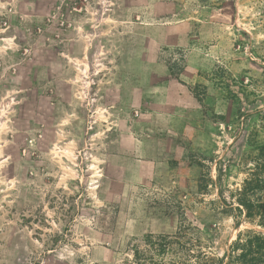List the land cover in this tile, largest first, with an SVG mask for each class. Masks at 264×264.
I'll return each instance as SVG.
<instances>
[{
    "label": "rangeland",
    "instance_id": "1",
    "mask_svg": "<svg viewBox=\"0 0 264 264\" xmlns=\"http://www.w3.org/2000/svg\"><path fill=\"white\" fill-rule=\"evenodd\" d=\"M153 126L192 150L135 182ZM263 144L264 0H0V264L224 257Z\"/></svg>",
    "mask_w": 264,
    "mask_h": 264
},
{
    "label": "trees",
    "instance_id": "2",
    "mask_svg": "<svg viewBox=\"0 0 264 264\" xmlns=\"http://www.w3.org/2000/svg\"><path fill=\"white\" fill-rule=\"evenodd\" d=\"M260 150L262 157H264V144L261 145ZM257 165L262 166L261 170H264V163L262 165L257 163ZM263 191L264 178L254 172L250 173V176L244 180L242 190L239 192L237 198L239 205L236 208L245 213L247 220L264 229ZM239 224L238 222L237 225ZM162 237L166 240L163 242L164 247H167L168 250L173 248L175 241L172 240V236L164 235ZM173 237L178 240L180 235L175 234ZM191 264H264V230L247 229L240 231L224 257L216 258L202 252L196 256L195 261Z\"/></svg>",
    "mask_w": 264,
    "mask_h": 264
},
{
    "label": "crops",
    "instance_id": "3",
    "mask_svg": "<svg viewBox=\"0 0 264 264\" xmlns=\"http://www.w3.org/2000/svg\"><path fill=\"white\" fill-rule=\"evenodd\" d=\"M154 114H156L154 112ZM154 116V115H153ZM159 127H146L142 132H135L129 136V143L124 149L119 150V155L114 156L122 161L123 166L130 172L134 173L132 178L135 182H143L150 176L162 174V167H169V163L165 156L170 154H184L192 150L190 141L183 140L180 144L173 142L171 148L163 139L162 132ZM178 158V157H177ZM130 176V177H131Z\"/></svg>",
    "mask_w": 264,
    "mask_h": 264
}]
</instances>
